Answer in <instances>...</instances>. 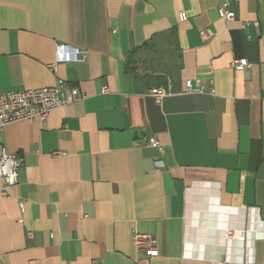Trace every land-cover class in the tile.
<instances>
[{
	"label": "crops",
	"instance_id": "1",
	"mask_svg": "<svg viewBox=\"0 0 264 264\" xmlns=\"http://www.w3.org/2000/svg\"><path fill=\"white\" fill-rule=\"evenodd\" d=\"M59 80L86 98L0 130V264H264V0H0V93Z\"/></svg>",
	"mask_w": 264,
	"mask_h": 264
},
{
	"label": "built area",
	"instance_id": "2",
	"mask_svg": "<svg viewBox=\"0 0 264 264\" xmlns=\"http://www.w3.org/2000/svg\"><path fill=\"white\" fill-rule=\"evenodd\" d=\"M219 15L226 21L235 20V14L228 8V3H224L219 8ZM179 19L181 22H186L188 17L185 13H180ZM254 26L257 29L260 27L258 22ZM203 36L208 38L209 34L203 32ZM66 48L62 45L57 47L56 64L69 60L82 61L87 56L86 51L75 49L74 57L68 58ZM232 67L236 71H244L248 70L251 64L246 59H235L232 62ZM52 69L56 70V65H53ZM186 92L206 93V90L199 80H188L186 81ZM210 93L213 94V91H210ZM173 94L170 83L168 87L158 86L149 91V95L158 101ZM85 98L86 94L79 87L70 85L64 80H59L52 87L0 93V130L7 124L19 121L40 120L42 123H45L54 110L67 108L77 102L83 101ZM148 144L163 152V146L157 139L151 138ZM53 155L57 157L64 156L65 154L54 152ZM23 165L24 159L21 155L8 154L6 152L0 153V179L3 181V196H10V189L17 185L19 172ZM23 206L24 204L22 203L21 207ZM133 242L139 252L149 257L158 256V241L154 235L135 231L133 234Z\"/></svg>",
	"mask_w": 264,
	"mask_h": 264
},
{
	"label": "trees",
	"instance_id": "3",
	"mask_svg": "<svg viewBox=\"0 0 264 264\" xmlns=\"http://www.w3.org/2000/svg\"><path fill=\"white\" fill-rule=\"evenodd\" d=\"M137 51H138V50H136L135 52H133V53H132V56H131V58L134 56V54H136V53H137ZM130 62L132 63V61H131V60H130Z\"/></svg>",
	"mask_w": 264,
	"mask_h": 264
},
{
	"label": "clouds",
	"instance_id": "4",
	"mask_svg": "<svg viewBox=\"0 0 264 264\" xmlns=\"http://www.w3.org/2000/svg\"><path fill=\"white\" fill-rule=\"evenodd\" d=\"M11 179V178H10Z\"/></svg>",
	"mask_w": 264,
	"mask_h": 264
}]
</instances>
